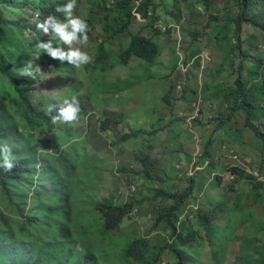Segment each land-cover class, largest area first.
Here are the masks:
<instances>
[{
	"label": "rangeland",
	"instance_id": "rangeland-1",
	"mask_svg": "<svg viewBox=\"0 0 264 264\" xmlns=\"http://www.w3.org/2000/svg\"><path fill=\"white\" fill-rule=\"evenodd\" d=\"M107 1L110 0H81V15L85 17L90 8L91 18L87 24V42L83 44L78 42L75 45V48L89 56L88 61L79 62L82 67L93 60L95 48L111 36L108 28L116 31L127 21L125 11L111 10L108 13L107 10H103L102 7ZM145 1H152L151 9L148 10L150 17L146 19L145 25L142 26L137 19L132 23L131 19L124 32L112 39L109 45L112 53L118 55L129 43L131 35L146 40L155 38L159 41L157 44L160 43L161 60L159 59L148 73L145 69L136 68L135 59L129 61V68H119L111 76L100 73L97 81L94 80V92L90 90L81 97L89 103L90 112L96 113L90 129L82 126L78 128L80 135H86L88 139L89 155L94 161L101 162L100 168L87 169L89 174L100 175L99 183L92 190L99 200H111L118 204L128 202L129 199L135 200V197L140 195V200L137 201L145 203L143 207L140 209L136 204L129 215L130 218H125L113 234L116 238L147 237L148 240L155 239L162 243V240L167 239V232H164L163 226L152 230L156 211L148 205L146 197L153 198L157 192L181 193L187 178H190L194 181V193L192 199L187 201L181 217L174 221L177 230L197 229L192 215L196 209L210 211L219 207V214L213 222L217 229L212 244L218 246L221 243L220 239L229 237L224 264H264V190L257 191L248 181L237 180L231 173L228 174V170L234 167L247 175L253 177L258 175L264 184V153L261 145L252 138L250 131L243 128L245 118L239 113L235 114L230 124L232 128L229 130L232 134L241 132L243 138L237 144L238 148L235 150L233 148L235 144L232 146L229 144L226 138L229 131L219 132L213 140V130L237 108L235 85L238 76H241V82L248 89L254 91L258 100L253 106L255 125L264 133V75L259 74L262 66L259 63L264 62V34L245 26L239 35L242 53L236 57L231 50V41L234 39V25L231 21L238 13L237 0L212 2L186 0L180 1V6L177 0ZM54 2L55 0H50L51 5ZM97 5L99 9L95 8ZM25 12L31 13L30 9ZM155 16L159 19L157 23L161 21L158 27H165L163 24L168 26L178 24L179 35L161 33L158 36L156 30L160 29L154 28L157 23L153 28L150 26ZM29 25L35 27L34 22H30ZM39 33L47 35L48 30H40ZM32 38L36 39L35 32L26 30L14 43L16 49H10L15 50L11 56L14 59L12 65L30 64L25 71L26 77L31 79L26 89L33 95L28 99L43 103L47 107L54 99L64 101L66 98L79 96V91L73 90L71 83L73 77L67 80L60 79L50 74L51 69L39 62L35 50L31 48ZM27 51H31L32 54L27 55ZM162 59L166 61L163 62ZM167 61L170 63L169 68ZM80 66L77 68L79 71ZM172 67H174L172 76L179 73L180 79L177 80L184 84L181 94L176 95L173 92V78L165 84L162 83L161 75L167 68L169 70ZM130 69H134L132 73ZM74 78L79 82L76 88L81 89L88 75L82 72ZM103 86L113 92L124 90L126 94L118 99L111 92L104 93ZM86 90L87 86L84 92ZM202 93L217 96L212 102L220 111L219 119H210L212 115L203 113ZM177 96L187 97L189 102L175 107ZM184 108L185 111L179 114ZM126 109L124 121L122 112ZM112 116L120 117V124L115 130L101 132L98 122ZM132 129L136 131L146 129L145 133L151 134L152 137L149 141L145 139L149 138L148 136H143L131 142L118 144L124 134L133 132ZM61 134L60 143L64 144L61 149L68 152L67 146L72 141L64 133ZM37 142L41 148L48 146L46 139L41 136H37ZM76 147L82 151L83 143L77 144ZM210 148V153L202 154ZM136 152L150 155L156 165L154 179L161 181V184H144L135 180L142 171L134 160ZM232 155L236 157V161L228 158ZM75 165L77 168L75 172L78 170L84 172L87 162L75 161ZM199 169L202 170L198 172ZM130 170L135 176L131 178L134 181V188L126 194L125 186L129 184L130 178L127 172ZM189 174L190 176L183 178ZM178 175H181V178ZM216 177L221 179V186L215 180ZM157 200L160 201L162 198L159 196ZM199 235L201 240L194 245V249L203 247L197 253L198 264H217L210 253L211 248L204 231L201 230ZM99 252L105 253L103 249ZM170 261L164 255L158 264H172Z\"/></svg>",
	"mask_w": 264,
	"mask_h": 264
},
{
	"label": "trees",
	"instance_id": "trees-1",
	"mask_svg": "<svg viewBox=\"0 0 264 264\" xmlns=\"http://www.w3.org/2000/svg\"><path fill=\"white\" fill-rule=\"evenodd\" d=\"M67 1L55 0L51 5L50 0H0V264H50L60 261L67 253L78 257L81 254L74 253L77 246L86 252L83 264H89V262L96 264H158L164 255L171 260L172 264H198L197 253L203 247L194 249V245L199 242V239L201 240L199 235L201 230L205 233L213 260L217 264H224L229 237L220 239L221 243L218 246L212 244L217 229L213 222L217 219L219 207L210 211L196 209L192 212L197 229L177 230L174 223L181 217L187 201L192 199L194 189L193 181L190 178H187V183L181 193L157 192L153 198L146 197L148 205L155 208L156 211L152 230L163 226L164 232H167V239L162 240V243L155 239L148 240L147 237L116 238L113 234L125 218H130L129 215L136 204L140 209L143 207L145 203L137 201L140 200V195L135 197V200L129 199L123 205L95 202L94 217H91L89 221L79 220L73 224L65 219H59L48 204L49 185L53 183L57 189L66 187L64 180L59 178L60 172L66 173L70 180L72 178L81 179L84 175L82 170L75 172L77 169L75 161L82 163V156L77 153L75 156L68 157V154L61 149L64 144L60 143L63 132L67 137L75 132L77 138H81L77 129L82 124H79L76 118L82 115L83 98L79 96L71 102L73 107L77 108L71 121H62L59 118L58 108L61 104L57 100H53L51 105L46 107L43 103H36L30 98L28 99L33 95L26 89L31 79L26 77L25 71L26 67L30 65L29 63L12 65L14 59L11 56L15 50L10 51V49H16L14 43L17 38L28 28H32L29 24L33 14L39 13L41 19L52 16V20H60L62 11L58 9V6H63ZM112 1L115 8L120 11L128 10L131 3L129 0ZM180 1L185 2L186 0H177L179 6L181 5ZM209 1L212 2V0ZM237 1L238 13L231 21L234 25L231 50L236 57L242 53L239 35L245 26L264 34V0ZM147 2L142 0L139 9V13L145 19L148 18V10L152 6V1ZM107 8L106 2L102 9L107 10ZM27 9L32 11L31 15L25 12ZM126 17L127 21L120 26V29L113 31L108 28L111 35L117 37L124 32L132 18L130 11H127ZM157 20L159 19L156 16L152 19V23H150L152 28ZM32 30L36 31L35 28ZM167 33L170 35V31ZM156 34L159 36L161 31L156 30ZM43 40V37L39 36L36 42L41 43ZM109 41L110 39H107L106 42L96 47V58L92 65L86 67L87 70L94 72V69L102 66L100 71L107 72L117 66H127L133 58L146 65H153L160 55V47L154 39L146 40L131 35L125 50L117 56L106 50ZM26 54L31 55L32 52L27 51ZM46 61L49 62L48 59H40V62ZM259 64L261 65L262 61ZM75 73L72 69L71 74ZM259 74L261 75V67ZM241 81V76H238L236 110L245 115V126L252 131L264 153V133L255 125L253 108L254 103H258V100L255 98L254 91L248 89ZM85 84L87 94L90 90L94 92V79H89ZM120 119V117L105 119L103 123H100V131L106 133L115 130L116 126L120 124ZM63 123H67L70 128L64 129ZM74 124L77 125L74 126ZM220 126L221 122L218 127ZM146 135L142 131H133L124 134L118 144L131 142ZM37 136L46 139L48 146L41 148L37 142ZM147 136L152 137L151 134ZM84 137L82 142L87 143L86 135ZM86 153L87 151H85V155ZM134 160L142 168V171L136 176L137 181L144 184L162 183L154 179L156 165L149 154L136 152ZM5 161L10 164V167H5ZM38 165H41L42 168L37 169ZM127 173L130 176L128 182L133 186L134 182L131 178L135 176L131 170ZM230 173L237 180L248 181L257 191L264 190V184L255 181L253 176L236 168L229 169L228 174ZM215 180L221 186V179L216 177ZM159 196L162 198L160 201L157 200ZM67 209H72L77 213L78 207L69 201L60 206L57 212L64 216L63 212ZM48 216L62 222L69 230L68 242L52 255L42 254L38 247L39 240L44 236L41 231L47 224ZM93 227H95L94 230ZM233 240L232 238L231 241ZM101 249L105 253H100Z\"/></svg>",
	"mask_w": 264,
	"mask_h": 264
},
{
	"label": "clouds",
	"instance_id": "clouds-1",
	"mask_svg": "<svg viewBox=\"0 0 264 264\" xmlns=\"http://www.w3.org/2000/svg\"><path fill=\"white\" fill-rule=\"evenodd\" d=\"M129 1L131 2L129 5V9L128 10L126 9L125 12L130 11L131 17H132L131 19H133L132 23L136 21L137 19L142 24V26H144L146 19L143 18L142 15L139 13V9L141 8V5H142V0H129ZM107 4H108V8H107L108 13L111 10L120 11L119 9L115 8L114 2L112 0H110L109 2L107 1ZM95 8L99 9L98 5L95 6ZM58 9L62 11V18L60 20H52V16L47 17L45 19H41L39 13L33 14V17L31 19V22L35 23V27H32V26L31 27L36 29V31H34L36 34V39H33V38L31 39L32 44H33L31 48L35 50V54L38 56L39 62L41 58L49 60V62L46 61V62H40V63L44 64L45 66L51 69L52 73L50 74L56 75L58 78L66 79V80L69 77H73L71 81V83L73 84V90H78L79 91L78 95L82 97L83 95L87 94V92H84L85 86H86L85 83L89 79L92 78L97 81L98 74L100 73H104V76L107 74L108 76H111V74L116 72L119 68L127 69L130 67L128 64L125 67L117 66L113 70H109L107 72H101L100 68L102 66H99V68L94 69V72L89 71L86 69V67L93 64L96 58L95 51H94L93 60L90 63L86 64L84 67L80 66L79 62L88 61L89 56L86 52L81 51L79 48H75V45L78 42H80L81 44L86 43L88 40V36H87L88 35V31H87L88 25L87 24L90 23V20H91L90 10H89L90 8H88V12L85 17L81 15V0H68L63 6H58ZM31 14L32 13H30L29 15ZM147 16L150 17L149 11H148ZM160 23L161 22H158L157 26H154V28L160 29L161 33L167 34V32L170 31L172 36L179 35L180 27L178 24H172L170 26H166L163 24L165 27H158ZM32 28H28L27 30H32ZM40 30H44V31L48 30V34L41 35L39 33ZM39 36L43 37L44 39L41 43H39V41L36 42ZM115 38L116 37L111 35L110 37H107L104 42H106L107 39H110V41L107 43V46L109 47L111 40L112 39L114 40ZM154 41L157 43L159 42L155 40V38H154ZM158 45L160 47V43ZM124 49L125 48H122V50ZM108 50L107 51L109 53L114 55L112 53L111 46L108 48ZM161 57H162V51L160 47V55L157 58L156 62L153 65L145 64L144 66H147L148 68L151 66H154L158 62L159 59L161 60ZM135 60L139 61L138 59H135ZM163 61H166V60H163ZM78 66H80L82 72H86L88 75V78L86 82L83 84V86L81 87V89L76 88L79 82L76 81L74 78L78 74H82L81 71L77 70ZM169 67H170V63L168 62V68ZM168 68L161 75V80H163L162 83L165 84V81H168L171 78H173L174 79L173 92L175 94H181L183 91L184 84L183 82H180L177 80V78L180 79L179 73H176L174 76H172V74H174L173 72L174 67L170 68L169 70ZM72 69H74V71L76 72L75 74H71ZM131 70L132 69H130V73H131ZM261 75H264L263 62L261 66ZM178 86L180 87V90L177 89ZM73 90H70V91H73ZM103 92L104 93L111 92L112 94L117 96L118 99H120L123 95L126 94L124 90H121L119 92H113V91H109L105 89L104 86H103ZM79 96H75L69 99L66 98L64 101H58L57 99H54V100H57L59 104H61V106H59L58 108V112H60L59 118L62 121H71L74 118L77 108L73 107L71 102L73 101L74 98L79 97ZM82 102L84 103L82 115L77 117L76 119L79 124H82L81 125L82 127L86 129H90L91 124L93 123V121H95L96 113L95 111L90 112V110L88 109V106H89L88 102H86L84 99H82ZM51 103L49 102L50 105ZM197 110H198V97H197ZM84 111H85V114H84ZM126 111L127 109L122 112L123 120H124V112ZM116 118L118 119L119 117H116ZM219 118L220 117L218 116H212L210 119L216 120ZM96 121L98 122V120ZM100 123H103V121L98 122L99 130H100ZM66 124L67 123H63L62 127L64 129H69L70 126L67 124V127H66ZM77 124H74V126ZM132 131H136V130L132 129ZM140 131L144 133L147 132L146 129L140 130ZM77 137L78 136L75 135V132H73L71 135L68 136V138H70L72 142L70 143V145L67 146L68 152H64V153H67L68 157L75 156L77 153L82 156L81 158L82 161L87 162V166H85L86 168L83 170L84 177H82L81 179L72 178L74 182H71L72 180H70V177L66 173L60 172L59 178L64 180L66 187L62 189H57L56 187L53 186V183H52L51 185L48 186L49 193L47 195V200H48L47 202L51 206V208L55 211L59 219H65L67 222L71 224H73L74 222L77 223L79 220L89 221L91 217H94L95 202H98V201L108 202V203H111L112 205H123L127 203L126 201L122 204H118V203L112 202L111 200H99L97 198L95 191L92 189L95 185L99 183L100 175L96 176L92 173L89 174L87 173V169L88 167L100 168L101 162L99 160L94 161L93 157L89 155L87 137H86L87 143L82 142L85 138L84 136L80 135L81 138L79 139ZM79 143H83L82 151H79L76 147V145ZM85 151H87L86 155H85ZM40 166L41 165H38L37 169H41L42 167ZM139 166L141 167V165ZM5 167H10V164L7 161H5ZM115 171L117 172V169H115ZM187 176H190V174L185 175L183 178H187ZM178 177L181 178V175H178ZM133 188L134 186L127 184L125 186V189L127 191L126 194H129L130 189H133ZM69 201H72L74 204L77 205L78 207L77 213L72 209H67V210H64L63 212L65 217L62 214H58L57 209L60 206L65 205ZM94 229L95 227H93V230ZM41 232L44 233V236L39 240L38 247H40L41 253L44 255L54 254L68 242L69 230L62 224V222H59L57 219L53 218L52 216L47 217V224L45 227L42 228ZM74 253L81 254V255H79L78 257H73L67 253L61 258L60 261L51 262L50 264H83V258L86 252L82 250L79 246H77Z\"/></svg>",
	"mask_w": 264,
	"mask_h": 264
},
{
	"label": "crops",
	"instance_id": "crops-1",
	"mask_svg": "<svg viewBox=\"0 0 264 264\" xmlns=\"http://www.w3.org/2000/svg\"><path fill=\"white\" fill-rule=\"evenodd\" d=\"M162 58V57H161ZM168 59V58H167ZM162 61H163V59H162ZM164 62V61H163ZM187 64V63H186ZM145 64L143 63V62H141V61H137V64H136V68H140V69H145V71H146V73H148V71L151 69V68H153L154 66H151V67H147V66H144ZM189 66V65H188ZM148 68V69H147ZM133 70L134 69H132L131 70V73L133 72ZM128 75V74H127ZM114 82H115V80H114ZM167 81H165V83H166ZM235 89H236V85H235ZM197 90V89H196ZM205 92H207V91H205ZM177 95V94H176ZM124 96V95H123ZM122 96V97H123ZM202 97H203V100H204V106H203V113L205 114V115H212V116H218V117H220L219 116V113H220V111L218 110V107H217V105L216 104H214L213 102H212V99H214V98H217V96L216 95H213V94H210V95H206V94H203L202 93ZM177 100H176V106L175 107H178V106H180V105H185V104H187L188 102H189V100H188V98L187 97H179V96H177ZM185 107V106H184ZM129 108L131 109V107L129 106ZM183 111H185V108L184 109H181L180 110V112H179V114L180 113H182ZM236 113H239V114H242L243 116H244V118H245V115L241 112V111H239V110H236V109H234L230 114H229V116L227 117V119L226 120H222L221 121V126L220 127H216V129L215 130H213L214 131V136H213V140L215 139V137H216V135L219 133V132H221V131H225V132H228L232 127H230V124H231V122L234 120V117H235V114ZM179 114H177V115H179ZM225 127V128H224ZM227 128V129H226ZM243 128L244 129H246V130H248V131H250V133L252 134V138H254V140H256L255 139V136H254V134L252 133V131L250 130V129H248L246 126H245V123L243 124ZM226 129V130H225ZM241 130H242V127H241ZM147 131V130H146ZM240 134V135H239ZM239 134L238 133H236V134H232V132L231 131H229L228 132V136H226V138H227V140L229 141V144L232 146V144H235V145H233L234 147V149L236 150L237 148H238V146H237V144H239L240 142H241V138H243V137H241V132H239ZM147 135H149V134H147ZM146 135V136H147ZM145 139L146 140H150L151 138L149 137V138H146L145 137ZM257 141V140H256ZM258 142V141H257ZM213 143H214V141H213ZM210 150H211V148L208 150V151H206V152H202V154H204V153H210ZM169 158L170 159H173V157H171V156H169ZM202 169H199V170H197L198 172L199 171H201ZM225 176V175H224ZM193 181V180H192ZM193 183H194V181H193ZM193 193H194V190H193Z\"/></svg>",
	"mask_w": 264,
	"mask_h": 264
},
{
	"label": "built area",
	"instance_id": "built-area-1",
	"mask_svg": "<svg viewBox=\"0 0 264 264\" xmlns=\"http://www.w3.org/2000/svg\"><path fill=\"white\" fill-rule=\"evenodd\" d=\"M263 71H264V62H263ZM177 89L180 90V87L178 86ZM197 112H198V110H196V114H197ZM228 158H230L232 161H236V157L234 155H232ZM254 179H255V181H257L259 183L262 182V179L258 175L257 176L255 175Z\"/></svg>",
	"mask_w": 264,
	"mask_h": 264
}]
</instances>
